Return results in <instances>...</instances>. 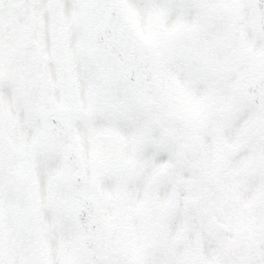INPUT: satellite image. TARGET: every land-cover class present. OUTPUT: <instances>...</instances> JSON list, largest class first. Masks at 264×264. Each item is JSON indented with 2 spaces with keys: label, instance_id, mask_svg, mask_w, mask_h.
<instances>
[{
  "label": "snow or ice",
  "instance_id": "obj_1",
  "mask_svg": "<svg viewBox=\"0 0 264 264\" xmlns=\"http://www.w3.org/2000/svg\"><path fill=\"white\" fill-rule=\"evenodd\" d=\"M0 264H264V0H0Z\"/></svg>",
  "mask_w": 264,
  "mask_h": 264
}]
</instances>
